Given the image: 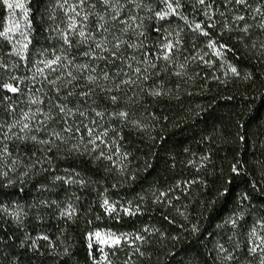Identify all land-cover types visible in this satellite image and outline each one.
I'll return each instance as SVG.
<instances>
[{
  "label": "snow or ice",
  "instance_id": "obj_1",
  "mask_svg": "<svg viewBox=\"0 0 264 264\" xmlns=\"http://www.w3.org/2000/svg\"><path fill=\"white\" fill-rule=\"evenodd\" d=\"M31 3L0 0V8L7 12L6 22H0V47L5 49L0 55V188L38 174H47L44 179L50 176L54 184L86 188L90 178L75 167H59V161L69 160H87L97 171L103 165L105 173L118 178L112 188L122 187L136 179L135 168L129 166V157H136L126 149V133L155 139L151 136L155 127L179 126L174 123L178 119L206 111L199 104L184 106L181 97L195 94L186 87L189 82L203 92L212 81L227 85L229 73L253 85L261 78L255 69L241 73L228 60L231 54L264 66V0H41L35 9ZM186 7L190 11H184ZM37 15L42 32L33 24ZM37 35L44 36L46 46ZM165 98L177 101L176 113L171 108L167 113L149 111L148 102L159 105ZM258 111L249 113L248 120L243 111L237 113L229 121L234 132L214 124L212 134L201 138L208 151L191 153L192 159L184 162L196 175L153 191L148 201L160 207L169 224H176L178 215L186 221L179 224L183 232L198 234L199 222L190 218L181 198H192L204 209L215 203L206 196L208 177L213 183L220 180L217 199L232 197L236 178L248 175L249 164L240 151L247 146L259 178L241 180L250 190L236 192L232 211L215 226L218 231L207 234L211 264H264V117L256 115ZM253 121L255 130L250 131L246 124ZM228 136L236 145L234 155L227 167L223 163L218 167L213 158L220 149L215 145L218 139L228 142ZM150 167L145 161V169ZM194 186L201 193L199 200L193 197ZM257 191L259 206L252 196ZM107 192L105 188L100 207L109 219L120 222L123 216L151 211L142 207L143 195L134 204L110 199ZM40 203L56 208L65 225L78 219L71 202ZM0 213V221L8 216L22 224L20 205L0 204ZM85 239L92 264H152L157 241L175 246L181 236L144 224L130 232L92 229ZM21 245L33 252L43 246L50 255L72 254L70 246L58 251L48 235L26 236Z\"/></svg>",
  "mask_w": 264,
  "mask_h": 264
},
{
  "label": "trees",
  "instance_id": "obj_2",
  "mask_svg": "<svg viewBox=\"0 0 264 264\" xmlns=\"http://www.w3.org/2000/svg\"><path fill=\"white\" fill-rule=\"evenodd\" d=\"M30 7L34 9L41 7V0H32ZM184 11H190V8L186 7ZM6 15V10L0 8V22H5ZM33 24L38 31H43L38 15L34 17ZM36 40L41 45H47L43 35H37ZM2 43L0 41V44ZM4 51L5 49L0 47V55ZM228 62L234 64L241 73L255 69L257 73L261 74V78L256 79L253 85L238 78H231L229 73L230 79L227 85H220L212 81L203 92L193 87L189 82L186 87L195 94L192 97H181L184 106L192 105L194 107L199 104L206 111H202L199 116L193 115L191 119H178L174 123L179 126L166 124L155 127L151 131V136L155 139H148L147 134L141 139L135 132L126 133V149L136 157L135 160L129 157V166L135 168L136 171L134 181H129L124 186L113 189L112 185L117 183L118 178L115 174L105 173L103 165L97 171L87 160H69L66 162L59 161V167H75L82 175L90 178L92 183L86 188H80L76 185L61 186L58 183L54 184L50 176L47 180L44 179L47 174H38L36 177L26 180L22 184L17 183L13 187L0 188V204L20 205L23 215L22 224H16L8 216H4L3 220L0 221V264H9V262L10 264H63L64 261H67V264H92L88 258L85 239L87 231L111 228L117 231L130 232L144 224L154 225L166 233L181 236L180 241L175 246L168 241L163 244L157 241V250L153 252L152 264H204L205 259L211 264V259L207 255L211 247L207 234L218 231L215 226L232 211L236 192L245 189L250 190V185L242 183L241 180L259 178L258 172L251 168L252 151L247 146L240 149L242 158L249 164L248 175L236 178V183L231 185L232 197L226 200L221 196L217 199L214 194L216 188L220 186V180L216 179L213 183V178L208 177L209 185L206 196L214 199L215 203L204 209L193 202L192 198L188 201L181 198V203L187 205L190 218H195L199 222L200 232L198 234L183 232L179 228V224L181 222L186 223V221L178 215L176 216L177 223L169 224L162 219L160 207L153 206L148 201L152 199L151 193L153 191L162 190L177 180L196 175L195 170L185 167L184 162L192 159L191 153L200 154L208 151L207 142L202 143L201 138L212 134L214 124L221 128L226 127L227 132H234L235 130L229 121L237 113L243 111L244 119L248 120L249 113L258 109L256 115L264 117V104L261 102V97L264 96V66H257L255 62H250L244 58H233L231 54H229ZM217 74L221 73L218 72ZM169 86H172L171 81H169ZM228 97H232V99H227ZM146 106L149 107L150 112L155 111L157 114L167 113L169 108H171L172 114L177 111V101L167 98L159 105L155 101H150ZM245 106H247L246 110ZM255 124L256 121L246 124V128L250 131L255 130ZM227 141L218 139L216 142L215 148L220 150L217 151L213 159L218 167L222 163L224 167H227L228 163L232 161L233 148L236 145L232 143L231 136H228ZM185 149L188 151L186 152ZM225 156L228 159L222 161L220 158ZM145 161L152 167L145 169ZM173 163H175V167H171ZM41 183L46 185L44 189H41ZM237 184L239 185L238 188ZM105 188L108 189L106 195L110 199H118L125 203L133 201L135 204L137 197L143 195L146 197V202L142 204V207L150 208L151 211L135 217L123 216L120 222L109 219L100 207L105 195ZM192 191L193 197L199 200L201 193L195 186ZM259 195L258 191L252 193L253 203L257 206H259V201L255 198ZM75 197H79V199L77 200ZM52 200H56L62 205H66L68 202L73 203L78 209L76 222L65 225L64 221L58 219L56 208H48L40 203L41 201L50 202ZM177 206L179 207L180 204ZM9 210L13 211L14 207ZM163 211L168 212L170 210L165 208ZM98 214L102 216V219L97 220L95 218ZM89 220L92 221L91 224L88 223ZM40 235H48L58 245V251L61 253L64 247L70 246L72 254L70 256L50 255L47 253H50L51 250L43 246L33 252L30 248L26 249L21 245V240L26 236H31L34 239ZM39 243L41 245L46 244L42 240ZM173 253H178L174 259ZM98 255L99 253H97Z\"/></svg>",
  "mask_w": 264,
  "mask_h": 264
},
{
  "label": "rangeland",
  "instance_id": "obj_3",
  "mask_svg": "<svg viewBox=\"0 0 264 264\" xmlns=\"http://www.w3.org/2000/svg\"><path fill=\"white\" fill-rule=\"evenodd\" d=\"M6 22V21H5ZM100 230H107V229H111V228H98ZM113 231H117V230H114V229H111ZM117 232H127V231H117Z\"/></svg>",
  "mask_w": 264,
  "mask_h": 264
}]
</instances>
